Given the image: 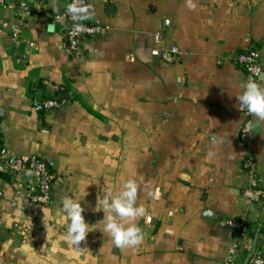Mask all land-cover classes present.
I'll use <instances>...</instances> for the list:
<instances>
[{
    "label": "crops",
    "instance_id": "0c3cea01",
    "mask_svg": "<svg viewBox=\"0 0 264 264\" xmlns=\"http://www.w3.org/2000/svg\"><path fill=\"white\" fill-rule=\"evenodd\" d=\"M6 1L40 8L19 22L16 42L1 27L15 12L0 6V147L53 161L59 183L51 205L38 206L0 158V264H227L235 234L224 221L264 234V205L253 210L245 198L243 168L252 158L264 187V122L236 99L248 79L239 54L258 52L264 72V0H193L194 9L186 0H85L84 21L109 31L85 38L78 58L51 18L66 0ZM47 98L63 105L36 111ZM129 178L146 209L132 221L143 242L117 248L100 201ZM66 197L81 200L89 224L79 248L64 240Z\"/></svg>",
    "mask_w": 264,
    "mask_h": 264
},
{
    "label": "built area",
    "instance_id": "2783aa9c",
    "mask_svg": "<svg viewBox=\"0 0 264 264\" xmlns=\"http://www.w3.org/2000/svg\"><path fill=\"white\" fill-rule=\"evenodd\" d=\"M73 0H66V6L72 3ZM85 4V0H79ZM2 8H8L15 12V22L3 21L1 27L8 31L14 41H18L20 37L19 22L30 19L40 7L33 6L27 1L8 2L0 0ZM65 8L56 14L52 15V21L57 24L65 32L68 50L72 57L78 58L82 54V41L85 38H98L105 35L109 28L102 25L90 24L85 21H73L66 12ZM75 23H82L83 30L78 35H72V29ZM154 56H161L166 61H170L167 53L159 50L153 51ZM236 63L244 68L247 77L256 79L254 73L257 68L262 71L259 63V54L256 51L239 54L236 57ZM63 105L58 99L47 98L43 101H38L35 104V109L38 112H50L59 109ZM241 110L249 115L246 109ZM251 132L249 123H246L241 132L242 140L246 139ZM0 158L3 163V168L6 172L12 175L14 183L17 185L26 186L28 199L42 207L50 206L53 201L54 190L56 189L59 179L56 174V166L53 161L31 156L24 159L17 156H12L6 148L0 147ZM243 168L248 175V185L244 190V196L251 204L253 210H259L264 205V187L258 179L255 172V164L252 158H248L243 163ZM225 226L233 230L235 234L234 242L230 248L229 259L227 264H264V234L260 233L255 240L250 237L248 224L242 220L230 219L223 222ZM243 248H247L248 259L246 263L238 261Z\"/></svg>",
    "mask_w": 264,
    "mask_h": 264
},
{
    "label": "clouds",
    "instance_id": "9594fccd",
    "mask_svg": "<svg viewBox=\"0 0 264 264\" xmlns=\"http://www.w3.org/2000/svg\"><path fill=\"white\" fill-rule=\"evenodd\" d=\"M189 9L196 7L193 0H186ZM66 12L73 21H84L91 18V5L80 3L79 0H73L67 4ZM84 28L82 23H75L72 29V35H78ZM256 79L249 77L244 83L242 91L236 95L239 108L246 109L247 113L255 118L256 122H264V72L259 68L254 73ZM252 122H249V127ZM214 144L219 142L213 137ZM139 185L136 179H127L122 189L113 194L111 189L105 192L102 203L104 212L103 220L104 231L107 232L115 247L117 248H136L143 242L142 230L132 223L138 217L146 216L144 206H137V194ZM159 197V190L154 193ZM81 201V200H80ZM80 201L74 198L66 197L62 201L61 210L67 217V230L64 234V240L73 247H80L81 241L86 239L89 233V224L85 221L82 213L84 208ZM171 215V213H169Z\"/></svg>",
    "mask_w": 264,
    "mask_h": 264
},
{
    "label": "trees",
    "instance_id": "16d2710c",
    "mask_svg": "<svg viewBox=\"0 0 264 264\" xmlns=\"http://www.w3.org/2000/svg\"><path fill=\"white\" fill-rule=\"evenodd\" d=\"M248 227H249V229H250V225H248ZM261 232H263V231L259 229L258 232H257L256 234H251V239H252V240H255V238H256Z\"/></svg>",
    "mask_w": 264,
    "mask_h": 264
},
{
    "label": "water",
    "instance_id": "95a60500",
    "mask_svg": "<svg viewBox=\"0 0 264 264\" xmlns=\"http://www.w3.org/2000/svg\"><path fill=\"white\" fill-rule=\"evenodd\" d=\"M67 96H68L67 94H62L60 99L61 100H67L68 99Z\"/></svg>",
    "mask_w": 264,
    "mask_h": 264
}]
</instances>
